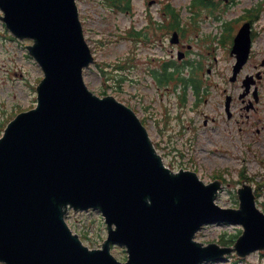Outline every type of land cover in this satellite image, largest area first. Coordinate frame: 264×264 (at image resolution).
Wrapping results in <instances>:
<instances>
[{"label":"water","instance_id":"1","mask_svg":"<svg viewBox=\"0 0 264 264\" xmlns=\"http://www.w3.org/2000/svg\"><path fill=\"white\" fill-rule=\"evenodd\" d=\"M0 8L12 33L33 40L28 51L44 73L37 106L0 137V263L199 264L232 249L193 240L219 220L242 225L239 255L264 248V213L249 186L238 189V209L218 206V181L166 168L134 111L86 87L93 56L75 0H0ZM243 38L240 59L246 31ZM89 208L105 218L100 249L83 245L64 219ZM111 242L124 246V261Z\"/></svg>","mask_w":264,"mask_h":264},{"label":"rangeland","instance_id":"2","mask_svg":"<svg viewBox=\"0 0 264 264\" xmlns=\"http://www.w3.org/2000/svg\"><path fill=\"white\" fill-rule=\"evenodd\" d=\"M76 1L85 37L96 58V61L83 74L87 87L101 95H114L132 106L139 117L145 118L150 135L156 141L166 165L173 170L179 168L195 170L206 182L216 178L214 174H222L225 180L216 203L223 207L237 206L236 188L241 184L243 167L249 175H258L256 181L264 184V180L260 179L264 178V115H257L260 121L250 118V122L254 123L253 126L229 121L223 111L224 97L220 95L214 97L213 108H208L205 104L203 114L199 113L196 121L194 119V122L190 123L186 122L184 114H179L177 108L175 109L172 102L176 98L175 95L163 90L161 91L162 99L160 95H157L156 86L153 85L152 78L147 74L146 69L153 66L152 70H154L159 57H168V55L165 56L167 53L174 52L172 56L174 57L175 49L164 51L155 46L146 47L141 45L143 41L134 40V37L131 39L125 37L127 32L133 29L134 22L135 26H139L145 21L143 13L149 8L146 0H133V8L129 12L116 11L106 6L109 0ZM171 1L175 5L184 6L191 0ZM254 1L242 0L236 6L226 10L218 8L211 11L206 18L204 14H201L202 33L212 31L217 32L215 35H218L223 32L226 23L233 20L244 11L242 8ZM162 4L158 2L150 9L159 10ZM219 17L222 19L216 21ZM224 21L226 22L223 26ZM10 34L5 30L0 19V113L5 112L8 116L17 107L25 110L35 103L34 90L42 75L41 69L32 58L28 57L27 49H25V45L31 42L28 39H20L21 41L11 39ZM189 43H192V48L185 46L186 54L175 63L185 61L188 64L197 57L200 52L199 45L192 40ZM215 43L217 44L215 46L217 62L213 67L214 72L211 69L212 76L217 78L220 73L230 76L233 59L229 57L227 51L229 42L226 40L224 43ZM256 47H264V32L258 38ZM206 61L209 63L210 60ZM115 65L129 67L116 71L112 69ZM101 66L104 72L100 69ZM121 78L122 80L119 81ZM220 85L223 86V84ZM227 85L235 91V95L244 91L237 83L230 80ZM177 86L176 84L168 90L171 91ZM254 86L255 84H251V88ZM102 90L106 93H102ZM179 90L180 88L176 93ZM243 95L240 100L236 97L233 106L238 112L249 115L253 113L252 110L247 112L239 110L241 103H246L249 97L247 93ZM167 103L173 107V111L164 107ZM188 111L189 109L186 110ZM204 114L208 119L210 117L214 119L204 123ZM2 120L3 118H0V125ZM240 126H250L251 130L245 127L240 130ZM256 201L264 210V188L259 190ZM66 221L76 233L81 236L86 235L81 238L90 247H99L106 236L104 221L95 210H69ZM240 232L241 227L237 224L219 222L202 226L195 238L205 244L225 241L229 245ZM111 251L118 259H125L122 248L115 246L111 248ZM201 264H264V250L249 253L243 258L233 255L220 261Z\"/></svg>","mask_w":264,"mask_h":264}]
</instances>
